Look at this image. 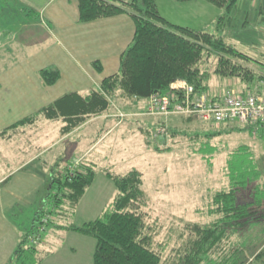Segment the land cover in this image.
Segmentation results:
<instances>
[{
  "label": "trees",
  "instance_id": "16d2710c",
  "mask_svg": "<svg viewBox=\"0 0 264 264\" xmlns=\"http://www.w3.org/2000/svg\"><path fill=\"white\" fill-rule=\"evenodd\" d=\"M75 1L79 20L83 22L119 14L130 16L134 32L120 54L118 71L101 81V92L92 91L85 97L76 92L66 93L10 128L34 122L39 116L48 120L61 118L65 124L60 132L64 134L87 116L106 110L110 98L128 101L148 99L155 93L165 95L170 84L179 79L191 84L195 94L212 92L209 83L214 75L231 80L228 84H234L226 87L232 90L237 85L242 91L255 86L259 90V83L264 82V52L251 58L226 43L220 34L224 15L216 19L218 34H214L169 23L159 14L154 0ZM206 1L223 8L225 15L237 3V0ZM210 59L215 63L211 64ZM40 76L46 85H51L59 72L54 67H47L41 69ZM186 118L193 120L192 117ZM174 131L170 129V134ZM210 135L213 134L205 136ZM246 150L251 152L250 148ZM227 166L229 184L212 193L206 210L213 220L207 224L187 222L184 226L187 236L172 260H163V248L158 252L153 245L154 233L149 230L140 211L145 194L141 188V174L135 169L124 175L105 172L118 194L109 209L102 210L101 216L79 225L60 224L58 227L94 240L92 264H257L255 260L260 261L264 251L260 249L254 261H249L246 248L251 246L254 238L243 231L250 233V230L260 228L264 232V182L259 189L243 173L235 168L231 170L228 160ZM95 176L92 165L64 169L57 164V167L50 168V189L46 200L35 211L30 228L22 235L7 264H41L48 252L37 243H31L30 238L40 233L41 239L49 225L65 215L68 209H74ZM232 235L241 238L238 246L228 250L222 248L223 242Z\"/></svg>",
  "mask_w": 264,
  "mask_h": 264
},
{
  "label": "rangeland",
  "instance_id": "374dc122",
  "mask_svg": "<svg viewBox=\"0 0 264 264\" xmlns=\"http://www.w3.org/2000/svg\"><path fill=\"white\" fill-rule=\"evenodd\" d=\"M154 2L159 14L169 23L203 29L214 34H218L216 19L224 15L220 34L226 43L251 58H257L264 52V0H237L235 8L228 15L224 14L223 8L206 0ZM21 4L25 5L26 0H0V20H10L15 5ZM11 20L12 26H19L20 20L14 17ZM210 61L211 64L215 63V60ZM229 81L231 80L212 76L210 91H228L226 85ZM231 84L234 83L230 82L228 85ZM239 86L232 88L238 90ZM129 102L130 100L120 99L111 102L109 112L118 121L119 126L105 139V142L109 141V146L102 158L97 160L94 184L88 187L86 194L74 209H68L65 215L58 217L48 226L45 238L42 237L37 243L39 247L43 248L41 243H44L46 238L51 244H60L61 248L72 247L74 238L71 235L86 239L84 241L88 246V243L94 242L90 237L67 231L59 232L56 228H59L57 226L60 224L79 225L93 220L101 216L102 210L109 209L118 191L114 183L104 176L103 170H107V167L114 175H124L131 169L141 174V188L145 198L141 200L140 211L149 230L154 233L153 245L158 252L163 248V260H172L177 248L182 246L187 236L184 230L187 222L207 224L213 220V216L207 215L206 210L211 203L212 193L229 184L227 160L231 170L235 168L240 171L250 182H254L253 185L257 184L258 188L262 189L264 145L260 139L250 137L246 128L238 124L214 127L199 122L193 115L168 118L146 114L129 116L132 105L125 106ZM182 117H192L193 120H183L177 127L172 125ZM57 127L56 123H49L50 141L57 139ZM172 128L175 131L170 134ZM207 134L213 135L206 137ZM76 140V135L66 140L65 148L68 147L70 151L59 156L58 162L54 163L58 149H51L46 155L50 157V166L57 167L58 164V167L69 169L81 164L90 165L87 161H90L91 155L72 153L71 149L75 147ZM61 148L62 146L59 149ZM248 148L253 149L254 153L253 150L248 152ZM255 171L258 174H255ZM243 232L254 238L249 244L251 246L246 248L249 253L248 260L254 261L256 253L260 249L264 251V232L260 231V228L250 230V233L248 230ZM50 233L54 234L51 237L45 236ZM240 240L238 235H232L223 242L222 248L228 250L237 247ZM255 262L264 264V253L261 260Z\"/></svg>",
  "mask_w": 264,
  "mask_h": 264
},
{
  "label": "crops",
  "instance_id": "0c3cea01",
  "mask_svg": "<svg viewBox=\"0 0 264 264\" xmlns=\"http://www.w3.org/2000/svg\"><path fill=\"white\" fill-rule=\"evenodd\" d=\"M11 15L20 20L19 26L10 24L12 18L0 20V264L8 263L30 228L35 211L46 200L53 168L46 156L50 150L58 149L54 163L58 162L59 156L70 151L65 148L66 140L76 135L72 153L91 155L87 162L95 170L97 160L108 150L109 141L105 139L119 125L109 112L114 101L110 98L106 110L87 116L64 134L60 132L65 124L61 118L48 120L39 116L34 122L10 127L66 93L85 97L92 91L101 92V81L118 71L120 54L134 32L126 14L80 21L75 0H26L25 5H15ZM47 67L59 72L51 85H46L40 76L41 69ZM146 104L147 99L130 100L125 106L132 105L129 116H144ZM183 120L188 119L182 117L172 125L177 127ZM50 122L58 126L57 139L53 141L48 134ZM106 169L104 176L105 171H110ZM71 236L74 245L66 249L46 238L41 245L48 254L41 264H92L94 242L88 246L86 239Z\"/></svg>",
  "mask_w": 264,
  "mask_h": 264
},
{
  "label": "built area",
  "instance_id": "2783aa9c",
  "mask_svg": "<svg viewBox=\"0 0 264 264\" xmlns=\"http://www.w3.org/2000/svg\"><path fill=\"white\" fill-rule=\"evenodd\" d=\"M144 114L165 118L193 115L199 122L214 127L238 124L246 128L250 137L260 139L264 145V82L259 83V90L255 86L245 91L228 89L195 94L187 81L175 80L167 94L155 93L148 97ZM39 238L40 233L31 237L30 242L38 243Z\"/></svg>",
  "mask_w": 264,
  "mask_h": 264
}]
</instances>
